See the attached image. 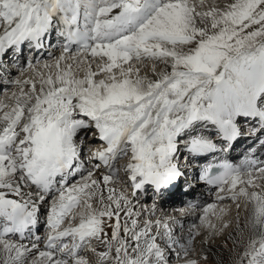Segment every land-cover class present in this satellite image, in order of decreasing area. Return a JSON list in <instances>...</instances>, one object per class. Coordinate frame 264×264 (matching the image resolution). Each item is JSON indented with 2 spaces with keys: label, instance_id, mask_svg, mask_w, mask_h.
<instances>
[{
  "label": "snow or ice",
  "instance_id": "snow-or-ice-1",
  "mask_svg": "<svg viewBox=\"0 0 264 264\" xmlns=\"http://www.w3.org/2000/svg\"><path fill=\"white\" fill-rule=\"evenodd\" d=\"M53 31L67 43L53 64L44 62L47 74L36 71L39 88L35 79H15L13 102L0 99V264H90L81 253L94 240L105 247L98 264H169L172 252L187 256L191 230L181 243L174 218L141 221L155 206L137 210L124 186L133 195L145 186L169 189L183 175L181 144L194 157L221 150L204 134L209 127L224 141L241 135V120L264 128V0L222 8L208 0H0V65L26 42L43 47ZM149 65L156 79L141 74ZM34 67L29 62L21 72ZM84 129L107 145L89 157L105 168L99 178L84 169V137L77 139ZM205 178L218 186V200L238 210L241 201L251 205L243 227L237 215V232H251L237 264H264V191L250 190L264 182V161L225 163ZM49 195L41 249L39 236L23 241L33 237ZM216 209L208 205L204 216Z\"/></svg>",
  "mask_w": 264,
  "mask_h": 264
},
{
  "label": "bare ground",
  "instance_id": "bare-ground-1",
  "mask_svg": "<svg viewBox=\"0 0 264 264\" xmlns=\"http://www.w3.org/2000/svg\"><path fill=\"white\" fill-rule=\"evenodd\" d=\"M232 2V0H208V4L212 5L215 4L218 7H224L227 4H230ZM50 37L52 40H59V38H55L54 34H51ZM47 37V38H48ZM62 48V47H61ZM52 48L50 47L49 49L46 50V53H50L49 56H39V54L37 53H33L32 54V59L35 60V62L33 65L35 66L33 69H28L27 71H24L23 73L25 74V72H29L27 77H19L21 76L23 73L21 72L19 75L17 74H10L11 70L13 71V68L10 66L11 61H10V56L12 55L13 59L16 57H20L21 55H18L16 53H10L9 50L7 52V54L4 55L3 57V61H2V65H0V80L2 84H0V99H4L6 100V102L8 103H12L13 101L11 100V94L13 92H19L20 89L12 83L13 80L15 79H20V80H29V79H35L37 82V87L39 88V77L36 75V71L39 70L41 72H44L45 74H47V72L49 71L48 69H45L43 67L44 62H48L50 64L54 63V58L58 57L61 54V50L56 51V50H52ZM55 51V52H54ZM52 52V53H51ZM54 52V55H53ZM52 54V55H51ZM58 54V55H57ZM26 57L23 55L22 60H25L26 63ZM43 61V62H42ZM42 62V63H40ZM36 64V65H35ZM161 68L160 69H156L157 71H161L165 68V66L163 64H161ZM158 68V67H157ZM93 70H95V63L93 64ZM169 71L171 70L170 68L168 69ZM56 69L52 68L51 72L55 73ZM149 71V72H148ZM141 74L142 75H147L149 78L151 79H156L157 77L153 76L152 72H151V67H149L148 69L146 68H142L141 70ZM78 76H82L83 72L79 71L77 72ZM99 78H103V76H98ZM2 86L4 87H10V91H6V92H2ZM14 87H16V89L14 90ZM29 85H25L24 86V90L27 91L29 89ZM95 129H84L81 130L80 134H78L77 139H79L80 136H83L85 134L84 137V141L88 142V145H90L89 147L92 148V151H96L98 148H106V144H102L103 142H101L102 140H100L98 138V136H91L92 132H95ZM242 134V131H241ZM94 138H96L94 141H92ZM83 151V150H82ZM90 153V151L88 152ZM178 156H181L182 158H184L185 154H181V151H178ZM127 159V158H126ZM125 159V160H126ZM82 160H84V162H88L89 159H87V157H84ZM125 161H122V163ZM91 169L94 171L95 177L99 178L101 176L102 173H104V170H97L93 167V165L91 163H89V165L86 167V170ZM86 171H85V175H86ZM121 176H123V173H121ZM80 178V177H79ZM196 178V175L193 173V171L190 170V165H187L186 167L183 168V175L179 178V181L181 184H187L194 181ZM77 181H79V179L77 178L76 180H72L69 185L76 183ZM198 183H201V181L199 179H197ZM261 186L259 188L256 189H250V190H255V191H264V182H260ZM125 187V186H124ZM127 187V186H126ZM197 187V186H196ZM194 187L191 190H187L184 194L181 192L182 189L181 187H178L177 190H175L174 192H170L169 190H163L162 192H155L153 191V189L151 187H147L144 191V193L141 192H135V195H133V198H131V193L133 194L131 188H129L128 191V195L129 198L132 199L133 204L136 205V209L137 210H152L153 206H155V212H154V216H159L161 217V215L163 214L165 216V210H167V208H170L175 206L173 204H175L176 202H180L183 201L184 198H189L192 191H194L196 193H202V198L204 200V203L199 206L198 209H196L197 211L196 213V219L193 221L194 223H190L191 216L189 213L191 211L188 212L187 209L180 212L179 215L178 214H173L171 216V218L174 217L175 220L179 221V223H171L170 222V226L173 229V234L177 237H183V238H187L189 231L191 230V232L193 233V235L195 236V239L192 242V245L190 247L189 253H188V257H187V261L188 260H196L199 261L198 264H237L240 254L243 252L244 248L247 246L248 240L251 236V232L249 229H245L244 233L241 235L240 233L237 232V215L239 216V224L241 227L244 226V222L246 220V218L249 216V213L251 211V205H246V202L241 201V207L238 210L236 208V202L230 200V199H224V200H218L217 199V193L219 192V190L217 189H211L209 191H204V187L205 185H199L197 188ZM207 190L210 189V187L206 188ZM127 191V189H126ZM223 195V193H221ZM152 200V202L146 204L145 200ZM155 201V202H154ZM232 203L230 206L232 207V209L230 207H226V206H221V204H225V203ZM178 204V203H177ZM211 204H216L217 205V209H216V215H213L211 212L210 214L205 217L204 216V209ZM187 205V204H186ZM94 207H99V205L97 204H93ZM141 206H144V209H141ZM193 208V207H192ZM220 209H226V212L222 215L220 214ZM247 209V210H246ZM201 210V211H198ZM237 210V212H236ZM193 213V214H195ZM188 214V215H187ZM151 215H153L152 211H146L144 215H142L140 217L141 221H143L144 219L151 217ZM74 224H78L79 223V218L77 217V219L75 221H73ZM209 222L212 225H215V228H212L209 226ZM230 223V226L228 227L229 229H222V224L223 223ZM106 231L109 233V235L111 234V229H106ZM153 231H156V229H153ZM220 232H223V234L221 235ZM40 235V234H39ZM210 237H212V239H210ZM208 239L210 241H208ZM239 240V243H237L236 241ZM160 241V240H158ZM157 241V242H158ZM163 243V245L165 246L164 242L161 241ZM24 243H29V242H24ZM41 249L44 248V242H39ZM95 245H90V247L88 249H85L82 251V255L85 256V258H87L90 262V264H98V256L97 253L100 251H104L105 247L99 243V241H93L92 242ZM198 245V249L196 252V255L190 256L194 250H195V246ZM30 246V244H29ZM95 246V247H94ZM94 247L96 248V253L92 252L90 249ZM175 247V246H173ZM194 254V253H193ZM89 255V256H88ZM180 256L184 257L183 252H181ZM180 256H176L174 252L170 253L168 255V258L178 260V257ZM204 256H206L205 258H208V261H203L204 260ZM29 259H31V257H29ZM184 261V260H183ZM186 261V262H187ZM180 262V263H179ZM178 264H181L182 262L180 260H178L177 262ZM177 263H172L169 262V264H177ZM246 264V262H245Z\"/></svg>",
  "mask_w": 264,
  "mask_h": 264
},
{
  "label": "rangeland",
  "instance_id": "rangeland-1",
  "mask_svg": "<svg viewBox=\"0 0 264 264\" xmlns=\"http://www.w3.org/2000/svg\"><path fill=\"white\" fill-rule=\"evenodd\" d=\"M218 1H220V0H218ZM52 50H56V51H58L59 52V48H54V49H52ZM51 50V51H52ZM55 52V51H54ZM54 52H53V55H54ZM52 53V52H51ZM52 55V54H51ZM56 55V54H55ZM54 55V56H55ZM58 55V54H57ZM43 62V61H42ZM42 62H40V63H42ZM34 63H36V62H33L32 63V65L34 64ZM37 64V63H36ZM35 64V65H36ZM27 65L28 64H26L25 63V60L21 63V65H16L15 63H11L10 64V66L13 68V71L11 70V73L10 74H17V75H19L20 73H21V69H24V68H26L27 67ZM161 64H157V67L158 68H156V69H160L161 68ZM149 67H150V65H149ZM148 67V68H149ZM148 68H146V69H148ZM149 72V71H148ZM29 73V72H28ZM28 73L27 72H25V74L23 73L21 76H19V77H24V76H26L27 77V75H28ZM25 78V77H24ZM2 84V83H1ZM10 87L8 88V87H4V86H2V89H1V91L2 92H6V91H10ZM16 89V87H14V90ZM4 90H6V91H4ZM96 138H94L92 141H94ZM90 145H88V142L87 141H84V143H83V145H82V147H81V151H82V153L83 154H86L91 148L89 147ZM84 162V161H83ZM85 163V169H86V167L89 165L87 162H84ZM88 169V168H87ZM119 186V185H118ZM127 185H125V187H124V190L126 191V189H127V193H128V191H129V188H128V186L126 187ZM199 186V185H198ZM132 192H133V190H132ZM131 198H133V194L131 193V196H130ZM150 202H152V200H150V199H148V200H145V203L146 204H148V203H150ZM155 202V201H154ZM178 203V204H177ZM232 203H225V204H221V206H226V207H230L231 209H232V207L230 206ZM173 205H175V206H173V207H171V209L170 208H167V210H165V217H171L173 214L175 215V214H178L179 215V213L180 212H182V211H184V210H186L187 209V211L189 212L190 211V209H191V211L189 212V213H192V214H190V215H192L191 216V219H193V220H190L189 222L191 223H194L193 221L196 219V209H198L199 208V206H190V205H186V202L183 200V201H180V202H176L175 204H173ZM193 207V208H192ZM198 211H201V210H198ZM236 212H237V210H236ZM193 213H195V214H193ZM210 214V213H209ZM208 214V215H209ZM188 215V214H187ZM157 218H160L159 216H154V214L153 215H151V217H148V218H146V219H157ZM174 218V217H173ZM227 230V229H229L228 227L227 228H224L223 230ZM220 234L222 235L223 234V232H220ZM186 239L187 238H183L182 240H181V243H186ZM210 239H212V237H210ZM208 241H210L209 239H208ZM158 243H160L161 244V246L162 247H165L164 245H163V243L161 242V241H158ZM93 244V243H92ZM91 244V245H92ZM93 245H95V244H93ZM92 245V246H93ZM95 247V246H94ZM196 249H198V245H196L195 246V250H194V254L192 253L190 256H193V255H196V252H197V250ZM89 256V255H88ZM184 257L185 258H183L182 256H180V257H178V260H180L182 263L181 264H186V261H187V257L188 256H185L184 255ZM206 256H204V260L203 261H208V258H205ZM168 260H169V262H172V263H177L178 262V260H175V258L174 259H169L168 258ZM184 260V261H183ZM199 262V261H198ZM180 263V262H179ZM178 264V263H177Z\"/></svg>",
  "mask_w": 264,
  "mask_h": 264
}]
</instances>
